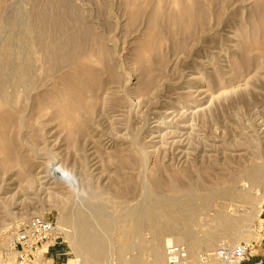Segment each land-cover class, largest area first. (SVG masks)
Returning <instances> with one entry per match:
<instances>
[{"label": "bare ground", "instance_id": "1", "mask_svg": "<svg viewBox=\"0 0 264 264\" xmlns=\"http://www.w3.org/2000/svg\"><path fill=\"white\" fill-rule=\"evenodd\" d=\"M221 1L225 4L232 0ZM124 2L127 26H143L142 31L136 28L140 35L127 57L137 73L132 88L128 83L123 86L124 77L113 49L116 45L111 46L109 37L83 21L81 10L72 0H49L46 6L42 5L43 9L47 7L43 11L29 7L32 11L26 16L32 21L28 23L22 19L26 16L14 15L5 22L0 2V31L8 28L10 33L2 40L0 33V176H4L1 186L5 190L15 186L24 193L36 185H50L57 197L67 195L62 209L69 213L64 212L66 216L58 224L64 227L82 264H169L167 259L165 263L164 247L171 241L186 244L190 253L188 264H194L193 251L203 244L214 246L220 235L236 229L240 218L247 221L246 216L252 213L235 204L231 211H222L226 203L219 204L221 210L212 217L213 227L200 240L192 231L199 211L211 209L221 198L245 202L259 198L251 197V193L257 194L258 188L264 190V164L239 165L228 172L225 169L227 175L221 172L217 180L209 176L218 165L216 161L196 170L198 180L193 179L194 167L172 171L165 177V170L170 169L156 159L151 166L138 138L131 133L134 116L133 107L129 109L128 105L132 94L151 101L167 91L174 92L161 80L167 68V51L183 52L191 46L198 50L201 44H216L217 34L212 32L210 22L223 20L224 5L219 9L215 4V8L214 0ZM250 14L245 21L239 10L230 14L229 19L237 21V60H229L232 71L228 73L232 76L243 74L264 54V0H254ZM212 71V86H220L222 73L216 67ZM187 85L190 87L191 83ZM193 94H183L177 101L195 103ZM154 105L158 107L159 101ZM113 113L126 114L128 130H124L129 132V138L117 135V128L112 127ZM110 129L113 131L109 132ZM107 138L113 141L110 150L103 145ZM91 150L114 166L112 175L108 172L107 188L95 185L91 177ZM74 169L79 179L73 174ZM181 182L186 185L179 186ZM154 187H168L173 196H162ZM105 190L123 200L113 213L105 209ZM80 193L86 194L85 198H80ZM9 247L8 250L0 246L6 255L0 264L13 263L14 256L8 257L10 253L14 255L11 243Z\"/></svg>", "mask_w": 264, "mask_h": 264}, {"label": "rangeland", "instance_id": "2", "mask_svg": "<svg viewBox=\"0 0 264 264\" xmlns=\"http://www.w3.org/2000/svg\"><path fill=\"white\" fill-rule=\"evenodd\" d=\"M48 1L1 0L0 2L4 6L3 16L6 22L13 15L22 18L34 9L43 11L47 7L43 9L42 5L46 6ZM124 1L72 0V3L76 4H74L76 8L79 7L78 10L82 12L81 18L87 25H92L91 27L97 32L104 33L109 37L111 46L116 45L113 49L124 77L123 81L126 82H123V86L128 83L127 86L132 88L137 81V73L133 71L134 69L129 60H127V57L131 53L130 50L133 47L135 39L140 35L137 29H141L142 31L143 26H136L135 28L127 26L128 21L125 15ZM36 2L37 5L35 4ZM38 2H40L39 8L37 7ZM215 4H217V8L219 7V9L224 5L223 20H220V22L211 20L210 22L212 32L217 34L214 38L215 42H217L216 44H211L212 46L210 47L201 44L198 50H195L191 46L183 52L167 51V68L161 80L169 91L175 89L174 92L169 93L167 91L165 94H161L162 96L153 97L151 101L143 100L138 95H130L128 108L132 109L133 107L132 111L134 116L131 133L138 138L139 146L147 153L151 166L156 159V162L162 163L165 168H168L167 170L170 169L168 171L169 173L165 170V177H169L172 171L183 170L184 167H194L193 170H195V173L193 174V179L196 178L195 180H198L200 179L198 171L202 168V165L204 167L206 165L207 167L213 161H216L218 165L215 167L216 169L213 168L215 171L211 169L210 173L213 175L210 174L209 176L211 178L208 176V180H217L221 172L224 176V173L238 169L239 165L248 167L256 163L264 164V54H261V57L259 56L258 63L253 65V67L251 66L248 69L249 71L247 70L248 72L245 71L243 74H238V76L235 74L236 77L232 76L234 74L229 75L230 71H232L230 61L235 62L238 55L234 37V32L237 30V21H231L229 19L230 14L233 10H239L242 19L245 21V19L251 16L250 13H252L254 0H232L225 4L221 0H214ZM214 7L216 8V5ZM210 11L212 14L213 6L210 7ZM228 15L229 17H227ZM30 18L26 16L22 19L23 21L26 19L25 21L28 23L32 21ZM253 18L256 19V17ZM116 28L118 29L116 30ZM3 32L5 33L4 35ZM0 33L3 35V37L1 35V40L8 34L10 35L8 28L3 29ZM226 62H229V66ZM212 67L218 68L222 73L220 78L221 82H219L221 84L220 86H212L213 77L211 73L214 69ZM234 69L233 71L236 70ZM126 74H129L127 75L128 77ZM187 83H191V86L189 87ZM183 94H193L195 96V103L186 102L181 99V101L179 100L180 103L185 102L181 106L177 100ZM158 101L160 105L157 107L154 104ZM176 108L178 109L176 110ZM176 111H180V114ZM115 114H111V118H113L111 120L114 124L112 127L117 128L115 131L119 133L117 134L118 136L124 139L129 138V132L126 131L128 130L126 114L119 113V115L116 114L117 116ZM176 115L178 116L176 117ZM108 131L113 130L110 129ZM127 134L128 137H124ZM107 139L104 140L103 145L110 150L113 147V141L110 138ZM155 152L158 153V158ZM89 153L90 155H95L94 157L92 155L90 156V172L92 173L91 177L93 178L94 184L98 186L105 185L104 188H107L110 182L109 177L112 175L114 166L109 164L107 158L100 153L93 154V150L89 151ZM152 155L153 157H151ZM158 159L159 161H157ZM223 162L228 165H225ZM92 167L93 169H91ZM73 171V174L79 179V174L76 172V169ZM108 172H110V175ZM180 177L184 181L185 178L183 176ZM3 178L4 176H0V203H3L0 205V246L9 250L11 236L33 216L40 215L54 221L61 229L59 238L56 241H50V243L44 246L45 248L49 246L48 257L52 259L53 264H82L81 259L77 258L74 250L70 246L69 236L65 234L64 227L62 228L58 224L59 220H62L66 216L65 214L69 213V210L66 209L64 214L62 209L67 195H63V193L61 194L63 196H61L59 194L58 199L57 193L52 189L53 186L50 185H36L34 189H28L24 193L14 189L15 186L8 187L5 190L1 186ZM185 185V182L179 183V186ZM65 186L67 187L66 184L63 185V187ZM153 189L162 196H173L168 187H154ZM257 190H259L257 194L253 191H251L253 194L250 192L251 197H259H255L256 200L252 198L245 202V200L238 198L231 200L221 198L217 200L211 209L199 211L197 215V218H199L196 220L197 224L192 226V231L200 240L205 239V233L213 227L214 222L212 221V217L217 210H221L219 208L220 206H218L219 204L225 205L226 203L225 206L223 205L225 209H222V211H231L235 208L233 206L235 204L237 206H245L246 210L252 213L250 217L246 214L247 221L240 218L241 222L236 229L220 235L217 244L214 246L208 247L203 244L199 250L193 251L192 259L194 260V264H198L197 256L199 253L213 250L223 239L232 240L234 243L244 241L251 242V244L254 243V257L251 258L249 263L257 264L254 258H257L256 256L258 255V246L264 242V190L261 188ZM104 193L106 194L103 197H105L108 205L105 208L106 211L108 210L110 213L115 212L116 207L122 204L123 200L116 198L110 190H105ZM200 193L204 194L206 192L200 191ZM80 195V198L84 195L86 196L84 193H80ZM259 199H263V202H260ZM77 200L79 201L80 199L76 197ZM78 203L81 202L79 201ZM240 213L243 212L240 211ZM16 225L18 226L15 227ZM13 227L15 228L13 229ZM175 242L177 241H171V243ZM167 246L165 245L164 247L165 263H167L165 255ZM261 247L264 249V243ZM261 253H264V251L260 250L259 254ZM3 256L6 258L5 252L0 249V262L3 260ZM13 256L10 253L8 257ZM262 264L264 263L262 262Z\"/></svg>", "mask_w": 264, "mask_h": 264}, {"label": "built area", "instance_id": "3", "mask_svg": "<svg viewBox=\"0 0 264 264\" xmlns=\"http://www.w3.org/2000/svg\"><path fill=\"white\" fill-rule=\"evenodd\" d=\"M57 224L43 216H33L12 236L10 243L14 252L12 264H53L49 256V246L44 245L59 238ZM254 245L246 242L233 243L221 240L216 248L198 254V264H250L254 257ZM166 259L169 264H188L190 253L186 244L171 243L166 247ZM259 263V262H258Z\"/></svg>", "mask_w": 264, "mask_h": 264}, {"label": "crops", "instance_id": "4", "mask_svg": "<svg viewBox=\"0 0 264 264\" xmlns=\"http://www.w3.org/2000/svg\"><path fill=\"white\" fill-rule=\"evenodd\" d=\"M264 243V242H263ZM263 243L261 244V245H259L258 247V255L256 256L257 258H254V260L258 263V262H260V263H264V253H261V254H259V252H260V250L261 251H264V249H262V245H263ZM48 249V247H44V249H43V251H46Z\"/></svg>", "mask_w": 264, "mask_h": 264}]
</instances>
